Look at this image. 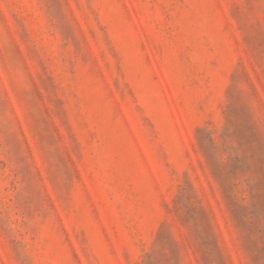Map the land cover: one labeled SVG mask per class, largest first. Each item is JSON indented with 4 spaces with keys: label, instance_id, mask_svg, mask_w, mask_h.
Here are the masks:
<instances>
[{
    "label": "rangeland",
    "instance_id": "rangeland-1",
    "mask_svg": "<svg viewBox=\"0 0 264 264\" xmlns=\"http://www.w3.org/2000/svg\"><path fill=\"white\" fill-rule=\"evenodd\" d=\"M0 264H264V0H0Z\"/></svg>",
    "mask_w": 264,
    "mask_h": 264
}]
</instances>
